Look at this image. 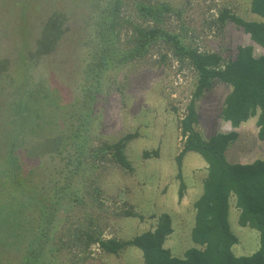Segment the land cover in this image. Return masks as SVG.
<instances>
[{
    "label": "rangeland",
    "instance_id": "1",
    "mask_svg": "<svg viewBox=\"0 0 264 264\" xmlns=\"http://www.w3.org/2000/svg\"><path fill=\"white\" fill-rule=\"evenodd\" d=\"M251 2L0 0V86L5 98L16 101L24 94L38 112V137L31 132L26 136L24 165L35 177V195L50 207L37 264H145L135 247L118 255L104 252L98 243L88 249V235L128 240L154 229L162 213L173 221L165 247L180 257L193 246L194 204L207 165L198 153L189 152L179 178L176 159L184 144L180 121L197 73L161 39L144 56L132 58L137 29L153 26L140 6L169 5L160 24L163 30L229 60L239 46L250 44L256 56L264 54V47L242 28L220 20L229 11L263 21L251 12ZM51 16L57 24L48 22L46 32ZM52 27L55 34L48 38ZM230 91L229 85L217 82L197 102L196 128L205 139L234 129L221 118ZM24 115L23 124L28 120ZM257 120L253 117L235 129L239 138L227 150L230 162L264 158ZM129 134L134 138L125 142V153L132 170L117 164L109 151L101 152ZM30 141L37 142L31 150ZM181 180L186 189L179 199ZM238 216L232 198L229 223L239 240L234 252L253 254L260 247L259 232L240 226Z\"/></svg>",
    "mask_w": 264,
    "mask_h": 264
},
{
    "label": "trees",
    "instance_id": "2",
    "mask_svg": "<svg viewBox=\"0 0 264 264\" xmlns=\"http://www.w3.org/2000/svg\"><path fill=\"white\" fill-rule=\"evenodd\" d=\"M169 11L167 4L140 6L141 15L153 26L137 29L132 58L144 56L152 43L161 39L170 44L180 62H186L197 73L195 90L180 121L184 144L176 159L179 178L182 160L189 152L198 153L207 165L202 193L194 204L193 246L180 257L174 256L165 247L168 236L173 232V221L168 213L158 216L154 229L131 239H96L88 235L86 246L98 243L104 252L114 255L125 248L135 247L141 252L145 264H264V158L251 163H234L226 155L229 147L239 138L235 129L253 117L258 118V138L264 140V54L256 56L254 46L250 44L239 46L235 58L225 60L220 53L202 52L188 46L177 34L160 26L163 14ZM251 12L263 21L246 20L229 11L222 13L220 20L222 23H234L249 34L254 43L264 47V0H252ZM48 22H54L56 27V16L49 17L46 32ZM54 27L50 29L48 38L55 34ZM217 82L231 87L221 110V118L234 129L205 139L196 128L199 122L197 102ZM0 96V264H37L50 207L42 204L35 195V177L32 170H25L24 165L25 156L29 153L26 136L31 132L38 137L35 128L38 112L24 94L11 101L4 97V88L0 86ZM24 113L28 120L23 124ZM132 138L133 134L126 135L114 144L105 145L101 152L109 151L117 164L132 170L125 153V142ZM36 144L31 142L30 150ZM145 156H150V153L146 152ZM185 189L181 180L179 199L183 198ZM232 198H235L239 211L240 226L259 232L260 247L253 254L238 256L234 252L233 248L239 240L229 223Z\"/></svg>",
    "mask_w": 264,
    "mask_h": 264
}]
</instances>
